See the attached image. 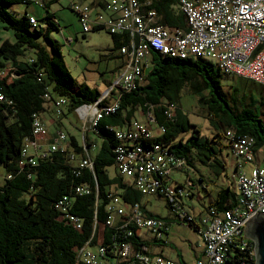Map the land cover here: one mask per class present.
I'll list each match as a JSON object with an SVG mask.
<instances>
[{
	"label": "trees",
	"instance_id": "16d2710c",
	"mask_svg": "<svg viewBox=\"0 0 264 264\" xmlns=\"http://www.w3.org/2000/svg\"><path fill=\"white\" fill-rule=\"evenodd\" d=\"M139 1L144 10L155 11L159 15L160 24L169 32L186 29V19L177 9V0ZM33 2L47 12L44 17L36 18V26L30 22L32 15L28 12L15 14L10 11L14 5ZM57 2L59 0H0V28L7 33L13 32L12 40L3 39L0 45V96L3 97L0 101V167L6 172L3 183H0V264H86L79 257L86 245L104 246L105 257L111 260L117 258L123 243L130 244L135 251L156 256L149 251V240L162 241L170 223L152 215L140 201L146 196L165 197L160 193L145 195L133 184H125V176L120 174L116 165L115 149L127 141L118 140L115 129L128 130L133 121H137L135 115L138 111L147 117V121L141 123L150 127L155 123L157 128H165L164 134L150 139L139 138L131 142L132 147H127H140L156 154L152 146L158 145L161 148L159 153L165 152L185 161L180 165L162 163L170 171L163 179L167 185L186 189L182 205L192 216L184 203V199L190 196L189 183L181 184L173 176L182 177L196 172L197 165L212 172L223 170L220 152L224 145L221 139L227 140L224 135L228 130L252 137L255 153L262 151L264 154V122L247 107L246 99L235 88L229 95L224 92L222 79L225 74L213 62L198 57L186 60L171 58L152 50L150 64L145 67L135 91L115 96L118 108L108 116L104 115L95 131L86 129L80 142L76 135L59 130L68 136L66 151L38 155L36 165L21 164L25 141L35 140L34 121L40 118L44 122L42 115L47 109L60 119L76 113L84 105H94L102 96L97 88L86 83L77 84L67 66L63 45L52 37L53 32L60 30L55 15L50 12L51 6ZM103 29L95 28L93 31ZM109 34L114 51L128 45V33ZM123 66L118 68L117 78ZM184 89L195 94L199 104L207 109L215 129L213 137H203L199 127L192 124L181 110L178 99ZM59 99L66 101L59 109L60 115L56 110ZM108 104L105 98L99 107ZM170 105L175 107L171 116L167 114ZM90 134L99 141L98 149ZM96 149L98 152L92 153ZM84 159H90L91 166L80 167V161ZM110 167H115V176L110 175ZM79 187L88 188L89 193H77ZM234 196L236 201V194L225 189L219 193L212 207L217 212L228 210L235 203L232 201ZM64 197L67 198L64 206L68 213L80 220V229L64 218L65 213L59 206ZM115 198L118 199L113 204L116 208L127 209L137 204L148 218L163 220L166 227L162 237H156L151 229L140 231L134 222L122 229L124 218L116 214L114 223L107 225L111 213L107 208ZM166 202L176 221L183 226L197 233V226L204 227L203 222L198 224L193 216L194 221L190 225L186 220L180 221ZM248 242L254 246L250 240ZM250 258L248 251L244 253L234 249L230 255L233 261L227 264ZM131 262L138 264L136 259H131Z\"/></svg>",
	"mask_w": 264,
	"mask_h": 264
},
{
	"label": "built area",
	"instance_id": "2783aa9c",
	"mask_svg": "<svg viewBox=\"0 0 264 264\" xmlns=\"http://www.w3.org/2000/svg\"><path fill=\"white\" fill-rule=\"evenodd\" d=\"M180 11L187 21L186 29L169 32L160 24V17L155 11L143 9L139 0H109L107 10L109 15L98 13L93 16L89 4L79 0H69L71 8L79 16L85 33L95 28H104L111 34H129L128 45L120 50L125 62L120 76L110 89L94 105H84L76 110L77 116L89 123L88 128L95 131L99 121L113 113L119 104L115 96L136 89L142 80L143 71L150 64L152 50L171 58H203L212 61L225 75H232L248 80L263 87L264 104V0H177ZM33 26L38 24L34 16H30ZM105 98H112L106 107L100 108L99 103ZM3 97L0 96V101ZM66 103L59 99L56 103L57 114ZM47 109V106H46ZM175 107L170 105L167 114L171 116ZM264 115V113H263ZM152 121V119H150ZM118 140L127 141L115 149L117 166L120 174L125 176V184L134 185L142 194H162L169 202L174 214L181 221L193 223V217L183 208L182 197L186 195L185 188L167 185L164 176L170 174L162 163H185L181 159L160 152V146L154 147L156 154L146 152L140 147H132V141L139 138L150 139L165 133V128L159 126L156 131L148 124L133 121L126 129H115ZM35 140L27 139L24 143L22 157L26 162L36 165L38 155H47L56 151H66L69 147L68 136L57 132L54 141L43 149L48 137L44 122L37 118L33 124ZM225 138L235 160L234 182L236 201L234 205L221 213L210 210L211 219L203 222L204 227L198 228L204 245V257L196 264H227L232 262L230 255L234 249L250 254L254 259V246L248 242L245 235L248 222L256 215L264 214V167L256 161L254 139L250 136L238 135L228 130ZM129 140V141H128ZM73 158V157H72ZM91 166L90 159L80 161V167ZM250 166V170H248ZM155 176H158L155 177ZM191 187V183L188 184ZM77 193H89L86 187L77 188ZM67 198L59 202L64 218L70 221L76 229L81 228L80 220L67 212L64 204ZM118 199L108 206L109 214L106 224L112 225L116 215L122 217L121 228H127L131 222L141 230L151 229L156 237H162L166 227L165 222L156 218H148L140 210L139 205L125 208L113 206ZM116 214V215H115ZM130 236L131 233L128 232ZM94 252L85 246L79 257L86 264H177L161 255L149 256L132 249L130 244L123 243L116 254V259L105 257L106 248L98 246ZM236 263V262H235ZM234 263V264H235Z\"/></svg>",
	"mask_w": 264,
	"mask_h": 264
},
{
	"label": "rangeland",
	"instance_id": "374dc122",
	"mask_svg": "<svg viewBox=\"0 0 264 264\" xmlns=\"http://www.w3.org/2000/svg\"><path fill=\"white\" fill-rule=\"evenodd\" d=\"M79 2L88 4L91 0H79ZM70 6L71 4L69 0H59V2L54 3L51 6L50 12L55 15V18L60 26V30L53 32L52 37L55 41L60 42L63 45V54L65 56L67 66L77 84L80 85L86 83L91 88H97L103 96L116 80L114 70H119L118 68L124 64L125 60L121 56L120 50H113L114 46L112 37L106 29L85 33L79 21V16L71 9ZM177 9L180 10L178 5ZM10 11L15 14H24L25 11H28L30 15L36 17L37 19H40L47 14L46 10L37 2H33L29 5H14L11 7ZM12 37L13 32L10 31L7 33L4 29L0 28V45L3 39L12 40ZM244 81V79L234 77L232 75H224L222 79L223 90L228 95L230 90L234 88H239V90L242 91ZM230 102L232 103L231 99ZM178 105L183 113L189 118L191 123L199 127L203 137H213L215 129L211 123L207 109L203 105L199 104L198 97L195 94L188 92L187 89L182 90L180 98L178 99ZM258 106L259 108L261 107L260 105ZM259 115L261 117L260 113ZM44 117L49 118L46 125H48L50 135L52 132L54 133L58 130H63L67 134L76 135L80 142L83 141L82 134L85 127L88 128L89 123L85 124L75 112L69 114L68 117H61L60 119H57V116L53 114L51 110L47 109L44 113ZM135 118L143 122L147 121V117L140 111L136 113ZM151 126L154 130L157 128L155 123H152ZM89 136L92 143H95L98 149L99 141L95 136L91 134ZM48 139L49 136L46 140ZM221 142L225 144L224 138L221 139ZM97 149L92 150V153L96 154L98 152ZM224 150H226V148H224ZM259 158L260 155L258 156V159ZM260 161H262V159H260ZM231 165L232 163L228 161V171L232 169ZM262 165H264L263 162ZM197 166L202 171H206L204 167L200 165ZM108 171L110 175L115 176V167H110ZM5 176V170L0 167V183H3ZM173 179L177 182H183L184 180L183 177L176 175L173 176ZM143 205H145L150 211L157 214L166 215L168 213L166 208L167 202L165 199L160 197L146 196L143 198ZM194 205L196 207L199 205L196 200L194 201ZM179 238L183 239V236L181 235ZM90 248L95 252L98 251V245L91 246ZM173 261L180 264L177 260Z\"/></svg>",
	"mask_w": 264,
	"mask_h": 264
},
{
	"label": "crops",
	"instance_id": "0c3cea01",
	"mask_svg": "<svg viewBox=\"0 0 264 264\" xmlns=\"http://www.w3.org/2000/svg\"><path fill=\"white\" fill-rule=\"evenodd\" d=\"M108 1L109 0H91V2L88 4L92 8V12L94 9L93 15L103 13L105 16H108ZM118 71L119 70H114L115 75ZM121 71L123 70L121 69ZM115 77L117 78V76ZM243 84L244 86L242 91H240L239 88L235 89L238 91L239 95L246 99L247 107L250 110L255 111L258 115L259 113L261 114V117L260 115L259 117L264 122V104L262 99L263 87L248 80H245ZM108 102L111 103L112 98H108ZM258 105H260L261 107L259 108ZM42 118L45 124H47L49 118L44 117V115H42ZM137 121L143 122L138 119ZM46 126L49 139L46 140V142L44 143L45 145L43 149L47 148L46 145L51 142L50 139L57 133V131L54 133L52 132L51 136L50 130L48 129V125ZM223 145L224 146L220 152V157L224 162L223 170H214V172H212L213 170L209 171L207 168L204 167L206 171H202L200 168H198V166H196V172H190L186 175H183V182L179 181L181 184H185L186 181H188V183H193V185L189 187L190 196L184 199V203L189 213L195 218V221L200 225L201 222L211 219L210 210L215 209V207H212V205L215 202V199H217L220 192L225 189H228L229 191H231L232 194H236V187L234 182L235 160L229 147L228 141L225 140V144ZM224 148H226V150H224ZM259 155L260 158L258 159ZM263 155L264 154L262 151H259L256 154V161L262 167H264V165H262V162L264 163ZM260 159H262V161H260ZM228 161L232 163V169L230 171H228ZM248 170H250V166H248ZM143 198L140 201L142 204ZM195 200L199 204L198 207L194 205ZM232 201L233 203L235 202V196L233 197ZM166 208L168 210V213L166 215L157 214L146 208V210L152 215L165 219L167 222L170 223L166 235H164V239L162 241L158 242L155 239L149 240L150 253L155 255H161L172 261L177 260L180 264H196L199 259L204 257V245L201 236L192 228L188 226H183L181 223L177 222L173 213L169 210L168 207ZM220 212L221 210H219V213ZM181 235L183 236V239L179 238Z\"/></svg>",
	"mask_w": 264,
	"mask_h": 264
},
{
	"label": "water",
	"instance_id": "95a60500",
	"mask_svg": "<svg viewBox=\"0 0 264 264\" xmlns=\"http://www.w3.org/2000/svg\"><path fill=\"white\" fill-rule=\"evenodd\" d=\"M245 235L254 244V259L235 264H264V214L256 215L248 222Z\"/></svg>",
	"mask_w": 264,
	"mask_h": 264
},
{
	"label": "bare ground",
	"instance_id": "6f19581e",
	"mask_svg": "<svg viewBox=\"0 0 264 264\" xmlns=\"http://www.w3.org/2000/svg\"><path fill=\"white\" fill-rule=\"evenodd\" d=\"M162 26H163V25H162ZM156 55H157V54H156ZM156 55H155V56H156ZM134 91H135V90H134ZM261 104H262V103H261ZM120 107H121V106H120ZM107 116H108V115H107ZM100 122H101V121H100ZM167 123H168V122H167ZM165 124H166V123H165ZM163 125H164V124H163ZM159 137H160V136H159ZM155 139H156V138H155ZM157 141H158V140H157ZM151 145H152V144H151ZM164 148H165V147H164ZM114 153H115V152H114Z\"/></svg>",
	"mask_w": 264,
	"mask_h": 264
}]
</instances>
